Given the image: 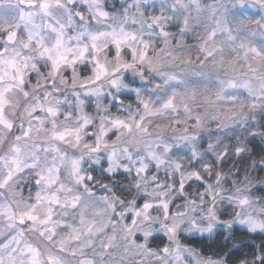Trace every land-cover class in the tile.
Listing matches in <instances>:
<instances>
[{
  "label": "rangeland",
  "instance_id": "obj_1",
  "mask_svg": "<svg viewBox=\"0 0 264 264\" xmlns=\"http://www.w3.org/2000/svg\"><path fill=\"white\" fill-rule=\"evenodd\" d=\"M101 1L91 0L99 16L107 14L99 8ZM131 3L121 13L123 20L110 15L109 24L100 21L85 34L98 35L95 39L107 40L113 49L104 62L110 77L107 100L24 97L22 85H12L21 75L8 64L6 54L13 47L0 42V79H8L0 80L4 264H72V259L83 264H224L185 245L181 237L211 239L234 226L264 232V200L254 196L248 178L241 185L206 165L188 167L214 155L217 137L264 108V0ZM141 6L147 13L138 24L135 11ZM5 9L31 24L37 20L31 14L36 9L0 0L4 29ZM99 40L95 45H101ZM16 60L22 59L18 55ZM98 62L94 57L93 65ZM130 63L148 71L160 66L163 72L152 74L171 78L159 83L152 77L134 90L118 72ZM96 88L86 93L100 97L103 92ZM93 110L104 117L93 123ZM92 123L109 131L110 138L87 143L83 132ZM104 146L105 172L114 179L119 173L130 175L133 198L124 199L113 186L108 194L96 184L85 186L82 171L99 163ZM181 202L186 211L175 214ZM155 238L162 240L157 248Z\"/></svg>",
  "mask_w": 264,
  "mask_h": 264
},
{
  "label": "flooded vegetation",
  "instance_id": "obj_2",
  "mask_svg": "<svg viewBox=\"0 0 264 264\" xmlns=\"http://www.w3.org/2000/svg\"><path fill=\"white\" fill-rule=\"evenodd\" d=\"M14 1L24 10L36 9L37 11L31 14L34 16L33 20H37L31 24L28 22V19L24 20L25 17L16 18L10 10L5 9L4 11H7V25L5 29L0 26V42L3 41L10 48L13 47L11 53L8 52L6 54V57L8 56V64L12 72L21 74L18 76L20 80L13 82L12 85L15 83L16 86L22 85L24 97L42 102L50 100L75 101L78 98L83 100H93L96 98L107 100L110 92L105 86L110 83V77L106 72L104 62L114 52L113 49L110 50L111 46L105 45L107 40H103L102 38L100 40L95 39L98 35L92 34L86 36L85 34L90 32L89 27L94 29V26L100 25V21L109 24L108 18L110 15H117L119 16V20H123L121 13L125 7L132 4L133 0H102L99 8L105 10L107 14H102L101 16L97 13V8L91 4V0ZM133 9L135 11V8ZM135 12L138 15V21L136 20L138 24L144 22L143 19H145L147 13L146 9L143 7L142 10ZM94 31L92 33H95ZM34 32H38L37 38L31 37ZM99 33L101 32L99 31ZM97 40L102 41L101 45H95V41ZM18 55L21 57V61L16 60ZM63 55L69 56L67 58L68 61L66 60L67 56L62 59ZM94 57L99 62L93 65ZM15 64L18 65L15 66ZM130 68H137L136 72L141 73L146 81L141 84H132L127 76L128 69ZM160 69L162 68L159 66L155 70L148 71V69H144L139 63H130L124 67H120L118 72L120 73V70H122L121 73L126 83L134 90H137L149 84V81L153 80L152 77H155L159 83L164 82V80L168 82L167 79L171 78L170 75H158L155 72L154 75L152 74L153 71ZM0 80H3V82L8 81L7 78H1ZM77 82L76 88L81 89V91L74 93L72 90L76 88L69 90L68 86ZM94 87H100L96 88L103 92L100 97L86 93L90 88ZM121 95L117 94V98L123 99ZM129 95L131 96L129 99L134 100V94ZM91 117L94 123L97 121L94 119L95 117L100 118L104 117V115H98V112L93 110ZM93 123L87 126L83 132L87 143L96 141L99 138L108 140L110 138L109 131L105 132L101 127L95 126ZM107 147H103L101 155L97 158L99 163L96 166H91L89 168L90 172L86 173L82 171L86 177L84 183L88 188L95 184L97 187L105 188L107 189V194L109 193L108 188L113 186V192L120 194L125 192V190L117 189L118 186L116 184H111V176L105 172L108 168V162L105 159L107 153H104V149ZM93 151H97V149L93 148ZM88 162L89 160H87ZM99 164L100 166H97ZM97 177H101V180H95ZM93 179L94 182L90 184L89 182ZM112 180L113 182L117 181L119 184L123 183L122 179L114 180L112 178ZM100 202L103 201L100 200ZM103 204L107 207L105 203ZM24 244L27 247L29 242L25 239ZM72 257H77L76 252L72 253ZM71 261L72 264H83L75 259ZM4 263V261L0 260V264Z\"/></svg>",
  "mask_w": 264,
  "mask_h": 264
},
{
  "label": "trees",
  "instance_id": "obj_3",
  "mask_svg": "<svg viewBox=\"0 0 264 264\" xmlns=\"http://www.w3.org/2000/svg\"><path fill=\"white\" fill-rule=\"evenodd\" d=\"M254 111L246 123L238 125L233 132L216 138L218 145L214 155H207L203 162L198 161L188 167L206 165L213 174L232 178L241 185H245L248 178L254 196L264 200V108ZM84 172L90 171L84 169ZM110 179L111 184L118 186L117 189L125 190L118 193L120 196L124 199L134 197V179L130 175L119 173L115 177L116 180L122 179V184L113 182L112 177ZM95 180H101V177ZM93 182L94 179L89 183ZM231 188L230 186L229 190ZM245 188L248 189L246 186ZM181 239L185 245L196 249L201 255L223 260L224 264H264V232L252 234L234 226L228 230H218L211 239L188 236H182ZM161 241L160 238L154 239L156 248Z\"/></svg>",
  "mask_w": 264,
  "mask_h": 264
},
{
  "label": "water",
  "instance_id": "obj_4",
  "mask_svg": "<svg viewBox=\"0 0 264 264\" xmlns=\"http://www.w3.org/2000/svg\"><path fill=\"white\" fill-rule=\"evenodd\" d=\"M123 1H128V0H123ZM137 68H130L128 69L127 76L129 77V81L132 84H141L144 83L146 80L142 77V74L139 72H136ZM186 211V202H181L178 205L175 206L173 212L175 214H183ZM18 222L23 224V219L18 218Z\"/></svg>",
  "mask_w": 264,
  "mask_h": 264
}]
</instances>
